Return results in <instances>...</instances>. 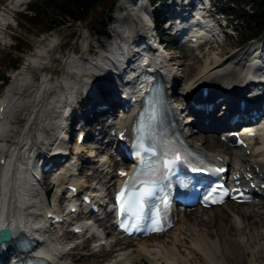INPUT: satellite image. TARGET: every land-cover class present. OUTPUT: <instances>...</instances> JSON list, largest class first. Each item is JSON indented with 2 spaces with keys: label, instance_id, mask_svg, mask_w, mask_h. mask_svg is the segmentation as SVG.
Masks as SVG:
<instances>
[{
  "label": "bare ground",
  "instance_id": "bare-ground-1",
  "mask_svg": "<svg viewBox=\"0 0 264 264\" xmlns=\"http://www.w3.org/2000/svg\"><path fill=\"white\" fill-rule=\"evenodd\" d=\"M14 1H16V5L20 3V0ZM115 8L111 27V34L115 36L114 42L111 43L103 54L97 57V60L68 58L64 63L67 69L66 73L74 74V72H77V75L83 74L81 76L82 79L76 82L74 79L66 76L65 78H61V83L57 88H60V90L66 89V97L71 96L78 88L84 89L93 97L91 99V106L95 102L104 100L107 109L101 112L100 115L107 117L108 121L109 119L113 120L114 122L111 121L109 132L115 129L118 133L119 129L117 126L123 127L128 121L129 115L118 116V99L125 92H118L117 88L120 84L116 75L120 74L122 76L123 70L119 66L127 59L128 53L125 50L133 45L134 41H139L140 39L144 40V45L147 44L145 40L147 39L146 32L148 31L145 28V22H148V20L152 21V18L151 11L147 8L145 0H120V2H117ZM181 21L179 28L188 30L191 35L198 39V42L195 44L189 42L187 44L189 48H197L198 44L204 40V36L209 37L210 33L208 29L210 25L199 13L192 17L185 14L184 19ZM216 46L219 49L221 45L211 43L209 49ZM255 46L257 44H252L230 57L217 55L211 58L209 63L208 61L204 62L203 67L194 76L186 78L185 74L183 80L186 81L181 89L182 96L178 93L177 88L182 80L180 79L182 78V74L177 72V68L181 67V65L178 63L174 64L172 58L168 60V55L165 54V57L162 56V58L159 56L155 57L153 59V66H159V62H164L165 76L163 77L168 84L173 85V96L170 100L176 98L181 101L180 97H183V95H187L188 98L197 97L198 91L206 87L209 90V97L218 98L225 95V99L227 98V101H230V98L239 95V92H242L244 96L246 93L252 92L249 89L250 81L253 79L252 76L258 78V74L255 71L252 73V71L261 62L260 57H258L260 53L259 46H257L258 48ZM42 52L44 53L45 51L42 50L36 56H33L35 58L34 62L41 59L40 53ZM31 70L30 64L24 67L22 74H20L21 77L16 78L8 87L7 92L0 98V107H3L2 118H0V161L4 159V164L0 165V196L4 202L7 198L12 199L11 209L6 214L5 207L0 205V227L6 225L11 230L13 236L25 235L28 238L35 236V232L39 231L40 228L47 227L45 222L50 220L44 218L47 214L46 211L49 208H57L61 199L60 193L64 189L63 181L67 180L68 183L78 184V181L74 180V176L71 173L75 171V167L69 163L66 170H59L56 175H52L51 173L48 175L47 173L42 184L39 186L32 185L30 179L34 173L35 166L38 165V162L45 161V154L38 153L35 155L32 153V147L28 144L29 136L23 131L15 136V140L8 138L10 114L14 109H22L25 105L23 104L24 99L21 97V94L19 95V92L25 93L26 89L22 90L19 88L30 80L26 74H30ZM110 71L111 73L107 78L117 88L111 85L110 91H112V94L106 99L97 94L96 87L89 80L90 75H94L92 74L93 72L106 75L107 73L105 72L109 73ZM250 73L252 74L249 75ZM48 84L50 83L47 79L42 80L37 88L33 90V93H35L34 98L42 94L44 92L43 89ZM30 88L32 87L29 85L28 90ZM14 89H18V91ZM118 94L120 95L118 96ZM192 94L193 96H191ZM38 103H35L33 99L32 106H30L32 109L30 110L29 119ZM173 105L177 113L182 109L179 114V117H182V119L178 118L176 124L181 128L186 141L207 156L226 161L229 165V170L232 172L252 175L254 179L250 183L256 184L257 187L264 185V128L261 137H259V142L255 143L254 147H252V141H250L249 147L246 149L250 150V154L247 155L246 150L231 149L228 142L220 140L221 136L218 135L219 130L215 128V121H219V117L216 118L214 112L208 114L206 117H202L200 113V120L194 119L189 123V117H184V115L187 112L193 113L191 109L192 105ZM45 106L48 112L54 113L60 104L57 100L52 99ZM218 106L220 107V105L216 107ZM91 109L93 108L91 107ZM90 112L92 113V110ZM204 120H208V124H205ZM222 125L225 127L224 123ZM235 131H225L224 134ZM104 133L103 129L101 134L103 135ZM205 133L210 135H203ZM42 136L44 135L42 134ZM88 137L91 138L90 135ZM60 142V138L52 142L49 141L48 146L51 149L48 152L50 153L53 147ZM4 144L7 146H4ZM92 145H94L91 147L93 148L92 152H94L95 157H100L101 159L103 151L110 148L107 141L105 143L94 141ZM82 148L84 147L79 146L76 148L77 152H80L77 158L82 156ZM53 150V153L51 152V156L47 159L51 161L53 167H57L61 164L59 162L60 157L56 156L58 148ZM21 154H24L25 157L23 161L18 162ZM33 162H36V164ZM111 162L110 158L103 161L101 167L107 165L106 168H109L105 173L97 169L98 174L96 175V168L93 167L90 168L92 173L89 177L83 176L88 182L95 181L93 192L97 193H94L92 196L103 193L105 199H107L117 179V169L127 170L124 164L114 163L110 167ZM116 166L117 169L113 170ZM83 168L87 167L81 166L78 170L79 174H83ZM256 168L259 169V172H256ZM46 181H51L50 185L54 188V192L51 194V203L44 196ZM98 185L99 189L97 188ZM232 208H236L237 210L234 212ZM206 212H208L207 216L204 215ZM233 213L236 215L235 218L231 217ZM192 214L200 216H195L194 220L187 222V218L185 219V217ZM178 216L175 227L166 234L153 236L135 243L131 240L115 236V228L110 220L111 215L106 213L104 220L97 219L99 221L97 227L95 225L93 227H89L86 224L81 225L80 228L87 233L79 236V238L84 237L89 232L93 233V248L95 251L110 248V251L118 253L116 254L114 264L126 261L129 263L130 259H132L134 264H259L257 256L264 248V243L258 242V237L264 234V199L260 198L257 203L252 204L235 205L230 203L209 210L180 213ZM214 220L217 221L216 227H213L214 230L209 229L207 224L210 223L209 226L212 225ZM94 222L96 223V221ZM179 223H181L182 227L177 232V225ZM182 229L184 232H182ZM174 231L178 234H174ZM55 236V234L51 233V229L44 232L41 236L45 240L46 251H50L52 261L59 260V264H68L67 260L71 261L72 259L69 258L70 253L67 252L68 244L63 243L62 235L59 238ZM89 242V240L83 242L84 246L87 247ZM103 242L104 245L102 246ZM62 245L65 246L63 247ZM76 248L77 246H75ZM131 249H133L134 255L129 257L131 255L127 253ZM246 255H249L247 261L244 259Z\"/></svg>",
  "mask_w": 264,
  "mask_h": 264
},
{
  "label": "rangeland",
  "instance_id": "rangeland-1",
  "mask_svg": "<svg viewBox=\"0 0 264 264\" xmlns=\"http://www.w3.org/2000/svg\"><path fill=\"white\" fill-rule=\"evenodd\" d=\"M24 4L28 3V6H34V4L40 0H22ZM120 2V0H118ZM117 1V2H118ZM24 4L19 6V8L16 5V1L14 0H0V74L7 72L8 75H11L10 67L13 62H17L18 64V70L22 71L24 70V67L26 66V58L28 56H33L37 51L43 50V48L48 49L49 43L52 45L59 44L62 45V47L57 46L55 49L50 51V55L53 51H55L53 55V60H51L50 63L47 64V67H45L43 70H40L38 68H34L31 70L30 74H26L30 80H28L27 83H25L24 86L20 87L19 89H26L24 92H19V95L21 94V97L24 99L23 104L24 107L22 109L16 108L11 112L9 121L11 122V132L9 136H12V140H15V136L19 134L20 132L27 133L28 136H30L34 143H40L41 138H43L45 135L47 141L52 142L54 141L59 133V126L61 124V121L59 120V115L54 113L48 112L46 108V103L50 102L52 95L54 91L56 90L57 86L61 83V78H65L66 76L68 78L75 79V77L72 74H67V69L65 66V61L68 58H71L73 54H79L82 56H85V53H87L88 49L92 48V55L88 56V58H96L95 49L100 45V47H107L109 44L108 41H106L104 38H100V29L99 27H96L94 25V22H86L84 24H75V25H65L61 26L55 30H53L50 33H43L42 35H39L40 33L39 28L33 29L32 27H29L26 22L24 21L26 13L24 12ZM117 4V3H116ZM226 1L225 0H215V5L218 6L219 9L223 10V7L225 6ZM116 6V5H115ZM115 6H113V11L111 16V20H113L114 16V10L116 9ZM111 9L110 3H105L101 6V9L98 10L100 14L103 15L102 11H104V14H109V11ZM15 10H18L20 13L16 14ZM231 18V17H230ZM229 18V19H230ZM3 19V20H1ZM230 25L233 27V31L230 30L231 34H222L219 36V43L220 48L218 49L217 46L214 48L209 49V46H204L201 49H191L186 46H179V44L175 42V38H168L166 37L164 33V41L166 44L170 47L172 51H166V54L173 59L174 64L178 63L181 65V67L177 68V72L179 74H182V79L180 84L177 88L179 93H182V86L186 80H183V76L186 74V78H190L197 74L200 69L203 67L204 62L210 61L211 58L216 57L217 55L222 56H232L236 52L242 51L243 48H246L252 44H257V46H261L264 48V40L261 42L251 41L247 44L242 45V40L245 37L246 30L244 25H240L239 23L236 24V22L233 21V19H230ZM10 23V27L7 28V30L3 31L2 29L4 23ZM223 24V23H222ZM236 24V25H235ZM109 30H106V33L108 34ZM22 46V50H18V47ZM255 46L256 48H258ZM27 48V49H25ZM105 49V48H104ZM176 66V65H175ZM25 73V72H24ZM25 75V74H24ZM21 77V76H20ZM47 79L50 84L46 85L45 89H43L44 92L42 94L37 95L36 98H34L33 93L34 89L37 88L39 83ZM81 79H75L76 82H79ZM92 80H97V78L92 77ZM12 82V79L8 80L7 86L0 89V98L7 92ZM31 86L28 90V86ZM27 87V88H26ZM105 87V86H104ZM100 88V86H98ZM17 90L18 89H14ZM39 96V97H38ZM35 100V103H38V108L36 107L35 111L31 115L30 119V110L32 109V101ZM40 99V100H39ZM29 100V101H28ZM82 102L84 105H86V96L80 95L77 97V103ZM177 104L176 102H174ZM86 107H88V104L85 106V109H83L82 113L86 111ZM45 110H44V109ZM47 111V113H46ZM48 115V116H47ZM187 116V115H185ZM184 116V117H185ZM101 119V117H99ZM43 122V123H42ZM93 123V122H92ZM71 125V122L70 124ZM70 133H73V128H69ZM96 130L92 129V127H88L86 130V136L91 134L94 136V140H98L95 136ZM88 132V133H87ZM206 136H209L210 134H203ZM212 135V134H211ZM93 139L90 137L85 138L84 148L82 150L86 151L80 158L79 163L80 167L85 166L87 168H83V176L89 177V175L92 173V170L90 168L95 167L96 175L98 174V170H107L109 168L101 167L102 162L106 160L107 158L112 160L110 163V167L113 166L114 163H118V157H116L113 154V151L108 148L107 150L103 151L102 153V159L100 157H95L94 152L91 151L93 149L92 145ZM64 146L68 147L71 146L70 144L64 143ZM40 152L46 151L44 148L39 149ZM75 151V150H74ZM112 156H111V155ZM88 157V158H87ZM68 161L73 162L72 158H69ZM85 162V163H83ZM92 162H95L96 164L93 165ZM98 162V163H97ZM117 168L114 167L115 170ZM65 169V167H64ZM112 170V169H111ZM57 174V173H56ZM55 174V175H56ZM77 180H79L81 183L85 182L84 177H79ZM67 180L63 181V184H65ZM91 182V181H90ZM86 180L85 184L95 186V183H90ZM51 181H46L44 185V190L48 191L51 190V194L54 192V188L50 185ZM99 187V185L97 186ZM66 204L60 203V208L62 211L66 210ZM234 209V212L237 210ZM205 216L208 215V212L204 214ZM195 216L199 217L197 214H192L190 216H186L185 219L187 222H190L195 219ZM196 217V218H197ZM231 217H236V215L233 213ZM98 222L96 221V226H98ZM216 222L213 221V224L209 226L210 223H208V228L213 229V227H216ZM178 229L181 230V223L178 225ZM176 226V227H177ZM180 226V228H179ZM214 230V229H213ZM174 231V234H178ZM182 232L183 229H182ZM181 233V232H180ZM52 234H55L56 238L60 237L62 235V240L64 244H68V250L71 247L77 246L76 249L70 251V257L72 258L71 261L68 259V264H114L115 257L117 256L116 252L110 251V248H103L100 251H95L93 248V244L89 242L88 246L86 248H83V243L81 240H79L76 236H73L70 232V229L64 228L61 231L55 230L52 232ZM50 239V238H49ZM259 243H264V234L258 237ZM63 247L65 245H62ZM62 248V247H60ZM134 249V248H133ZM133 249L129 251L127 254H130L132 257ZM261 252V253H260ZM257 256V261L259 264L264 263V248L261 250ZM95 253V254H93ZM126 254V255H127ZM125 255V254H124ZM246 257V258H245ZM244 259L247 261L249 258V255H246ZM119 262V261H117ZM138 263V262H137ZM119 264H134L132 259H130V262H119Z\"/></svg>",
  "mask_w": 264,
  "mask_h": 264
},
{
  "label": "trees",
  "instance_id": "trees-1",
  "mask_svg": "<svg viewBox=\"0 0 264 264\" xmlns=\"http://www.w3.org/2000/svg\"><path fill=\"white\" fill-rule=\"evenodd\" d=\"M118 0H40L30 6L24 21L29 27L40 30L42 33L51 32L65 25L84 24L94 22L100 29V38L106 35V29L111 23L113 6ZM156 4L159 0H149ZM223 7L228 17H232L236 24L244 25L246 33L242 45L251 41L264 40V0H225ZM110 3L109 14L98 12L101 6ZM153 18L157 28L162 30V15L155 12ZM235 24V25H236ZM23 47H18L22 50ZM27 49V48H25ZM17 62L11 64V68L18 67ZM7 80L6 72L0 74V82Z\"/></svg>",
  "mask_w": 264,
  "mask_h": 264
},
{
  "label": "snow or ice",
  "instance_id": "snow-or-ice-1",
  "mask_svg": "<svg viewBox=\"0 0 264 264\" xmlns=\"http://www.w3.org/2000/svg\"><path fill=\"white\" fill-rule=\"evenodd\" d=\"M175 159L179 160L180 157L179 155H175ZM165 168L168 167V163L165 162L163 165ZM144 173H134L132 178L128 181H125V186L121 188L120 192L117 193V203L118 205L121 207V209H123V207L127 204L128 206H136L140 204V199L144 196H146L148 194V188H141L139 190V192H131L128 191L127 186L128 185H134L135 183H144V184H148L150 182H154V181H150V180H145V181H140L139 180V175H142ZM121 176L126 175L124 172L120 173ZM151 176L154 177L155 176V171H152ZM127 194V196L129 197V199L126 201L124 199L125 195ZM133 197H137V199H133ZM207 199V198H206Z\"/></svg>",
  "mask_w": 264,
  "mask_h": 264
},
{
  "label": "water",
  "instance_id": "water-1",
  "mask_svg": "<svg viewBox=\"0 0 264 264\" xmlns=\"http://www.w3.org/2000/svg\"><path fill=\"white\" fill-rule=\"evenodd\" d=\"M50 191L47 192V195H49ZM11 238V232L9 229L4 228L2 230H0V243L1 242H7L9 241Z\"/></svg>",
  "mask_w": 264,
  "mask_h": 264
}]
</instances>
